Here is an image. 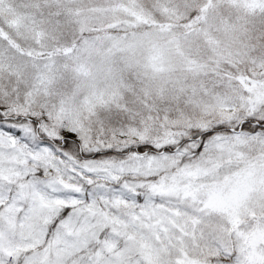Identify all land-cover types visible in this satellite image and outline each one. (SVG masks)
Returning a JSON list of instances; mask_svg holds the SVG:
<instances>
[{"label": "snow or ice", "instance_id": "6c2138e0", "mask_svg": "<svg viewBox=\"0 0 264 264\" xmlns=\"http://www.w3.org/2000/svg\"><path fill=\"white\" fill-rule=\"evenodd\" d=\"M0 264H264V0H0Z\"/></svg>", "mask_w": 264, "mask_h": 264}]
</instances>
